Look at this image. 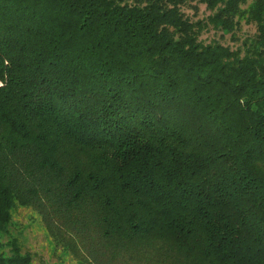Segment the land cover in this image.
I'll use <instances>...</instances> for the list:
<instances>
[{
    "label": "trees",
    "instance_id": "16d2710c",
    "mask_svg": "<svg viewBox=\"0 0 264 264\" xmlns=\"http://www.w3.org/2000/svg\"><path fill=\"white\" fill-rule=\"evenodd\" d=\"M17 206L78 264H264V0H0V264Z\"/></svg>",
    "mask_w": 264,
    "mask_h": 264
},
{
    "label": "rangeland",
    "instance_id": "374dc122",
    "mask_svg": "<svg viewBox=\"0 0 264 264\" xmlns=\"http://www.w3.org/2000/svg\"><path fill=\"white\" fill-rule=\"evenodd\" d=\"M199 16H204L209 13L204 3H200ZM189 14L193 13V9L185 7ZM256 27L253 24H243L241 30L238 31V36L243 38L254 34ZM214 29L205 31L202 38L209 41L213 37H218ZM225 43L236 46V42L231 39V34H227L223 39ZM14 239L21 246L23 252L30 251L33 255L31 264H78L73 260L67 252L56 251V247L51 237L49 236L41 216L36 210L28 206H17L14 210L13 223L10 226V232L4 236V240ZM7 251L9 246L7 245Z\"/></svg>",
    "mask_w": 264,
    "mask_h": 264
}]
</instances>
